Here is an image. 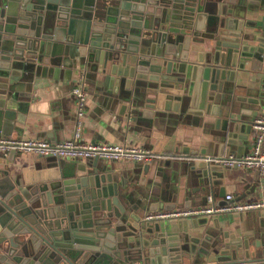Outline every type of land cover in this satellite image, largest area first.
<instances>
[{"label":"water","instance_id":"water-1","mask_svg":"<svg viewBox=\"0 0 264 264\" xmlns=\"http://www.w3.org/2000/svg\"><path fill=\"white\" fill-rule=\"evenodd\" d=\"M259 1L0 0V130L14 118L6 104L15 97L13 86L35 60L44 56L56 65L60 59L67 79L74 61L95 63L108 88L130 92L132 86L134 99L158 116L186 114L207 124L218 115L216 153L181 150L180 156L196 182L189 193L207 194L223 166L206 158L252 140L251 122L262 115L256 109L264 102V24L251 17ZM246 65L255 74L241 86L247 96L227 93ZM232 96L238 108L256 107L249 120L227 106ZM97 160L90 169L77 167L78 176L0 177V264H264L261 224L241 238L197 247L202 232L195 219H182L172 236L167 228L173 227L136 218L138 200L132 204L124 181ZM153 163L139 164V172L145 175Z\"/></svg>","mask_w":264,"mask_h":264},{"label":"crops","instance_id":"crops-1","mask_svg":"<svg viewBox=\"0 0 264 264\" xmlns=\"http://www.w3.org/2000/svg\"><path fill=\"white\" fill-rule=\"evenodd\" d=\"M255 8L256 12L251 15L253 21L258 25L264 24V0H260ZM42 60L41 62L35 60L28 67V71L21 73L19 82L13 86L15 97H8L6 104L14 111V118L3 121L4 127L0 134L11 138L49 141L68 138L74 124L70 89L79 85L86 96L81 118L82 140L142 146L157 156L145 175L140 173L138 168V165L143 163L97 160L98 165L108 162L112 175L119 176L124 181L131 194L132 204L138 200L136 210L133 212L136 218L143 220L145 214L149 212L201 206L205 203L207 194L214 198L217 205L224 204V196L227 194L232 195L233 200L261 201L264 204V173L255 174L254 170L223 166L218 173L219 178L215 177V181L211 182L207 194L189 193V189L194 188L196 182L193 178L187 177L189 170L184 164L186 159L180 157L184 156L181 150L188 151L187 155L193 151L199 156L215 154L217 145L213 139L217 130L213 128V120L218 115L209 118L207 124L186 114L181 118L171 112L158 116L154 110L143 108L142 98L140 102L134 99L132 86L130 92L122 90L121 85L116 92L113 88H108L105 75L98 71L97 67H93L95 63H92L93 66L85 63L80 65L78 61H74L73 67L75 66L76 71L75 68L72 69L67 79L60 59L55 62L57 66L46 64L44 56ZM254 76L246 65L243 71L235 75L234 81L227 83V93L234 92L240 97L247 96L246 89L241 86L249 85L247 78ZM227 104L230 110L236 113L239 109L243 110L245 113L242 115L243 120H249L251 112L256 109L245 102L238 108L233 96ZM256 111L264 115V102ZM231 116L234 117V114ZM251 142L250 139L241 146H231L229 153L240 156L250 150ZM7 154L0 153V177L7 175L12 182L32 181L40 173L49 177L68 174L78 176L81 172L77 167L82 165L90 169L88 165L90 160L55 158L53 162L46 163L43 162V157L38 160L37 156L32 154L15 153L10 160L7 159ZM158 161L162 162L160 167H157ZM181 221L182 219H164L159 220V223L173 227L167 228V233L174 236L178 234L175 227ZM190 221L202 232L198 237L197 247L199 244L208 245L215 239L225 243L234 238H241L242 234L251 233L260 224L261 231L264 232V205L239 213H219L210 218ZM187 230L191 236L194 229ZM237 254L241 256L240 251ZM200 258L201 262L205 259Z\"/></svg>","mask_w":264,"mask_h":264},{"label":"built area","instance_id":"built-area-1","mask_svg":"<svg viewBox=\"0 0 264 264\" xmlns=\"http://www.w3.org/2000/svg\"><path fill=\"white\" fill-rule=\"evenodd\" d=\"M70 95L73 99L74 124L68 138L60 141L43 139L11 138L0 134V153L7 154L13 150L16 153L32 154L38 157H54L70 160H118L139 163H149L157 156L142 146L87 142L81 138V118L86 101L85 91L79 86H72ZM253 131L250 150L240 156L226 154L221 158H210L209 162L218 163L227 168L254 170L264 173V115L256 117L251 122ZM226 203L217 205L214 198L207 194L205 203L195 207H181L169 211L145 214L143 220L156 221L164 219H197L210 218L219 213H239L263 207L261 201H238L233 196H224ZM153 213V214H152Z\"/></svg>","mask_w":264,"mask_h":264}]
</instances>
